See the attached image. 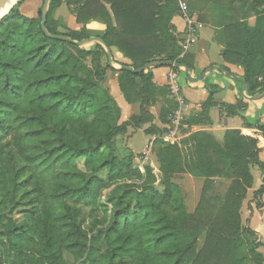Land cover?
<instances>
[{"label": "trees", "instance_id": "1", "mask_svg": "<svg viewBox=\"0 0 264 264\" xmlns=\"http://www.w3.org/2000/svg\"><path fill=\"white\" fill-rule=\"evenodd\" d=\"M24 2L0 21V264H65L66 255L80 264H264L258 250L264 245L252 239L240 214L253 185L251 167L263 175L253 192L255 207H263L258 143L264 124L248 125L257 130L251 132L227 130L221 140L194 132L183 139L186 161L180 143L156 140L157 186L152 169L135 166L131 153L117 159L114 140L146 125L147 135H162L166 128L153 124L150 109L161 99L158 118L169 124L176 105L167 88L155 86L149 68L107 66L98 43L90 49L74 43L100 39L134 70L163 62L192 70L172 23L178 0H49L45 31L42 6L26 17L19 10ZM62 5L73 9L79 30L55 18ZM189 8L199 23L215 28L223 61L242 67L247 96L263 92L264 0H197ZM90 22L104 29L90 30ZM108 70L117 73L124 101L138 105L125 122L103 85ZM208 89L189 124L210 121L215 88ZM182 174L203 179L192 213L175 183ZM221 180L228 182L222 191ZM84 208L102 213L91 234L83 229Z\"/></svg>", "mask_w": 264, "mask_h": 264}, {"label": "crops", "instance_id": "2", "mask_svg": "<svg viewBox=\"0 0 264 264\" xmlns=\"http://www.w3.org/2000/svg\"><path fill=\"white\" fill-rule=\"evenodd\" d=\"M36 1V0H35ZM36 6V5H35ZM180 6V4H179ZM22 7V6H21ZM191 11V10H189ZM37 8L35 7L33 16L36 15ZM22 13V8H21ZM198 19V14L191 11ZM198 13V12H197ZM62 18V17H55ZM64 21V19L62 18ZM66 24V21H64ZM173 25L176 28V34L179 38V44L181 40L185 37V21L178 14L172 20ZM248 23L250 25L254 24V18H250ZM67 25V24H66ZM69 29L79 30L80 25H74ZM88 29L94 31H102L104 28L97 22H90L87 26ZM215 28L202 25L201 28L197 29L195 38L185 52V54L190 55L191 62L193 64V69L189 70L192 78H196L202 75V78L196 82L191 83L184 75L181 69L176 71L168 67H150L149 69L153 75V83L156 87L167 88L168 99L171 100L175 105L169 89L167 87V76L170 72H174L177 75V82L179 85V95L183 97L186 101L188 108L184 112V121L182 123L180 131V141L187 138L190 134L198 131H204L211 134L217 139H221L224 132L227 130H240L243 132L257 131L255 128H248V125H254L256 122L264 124V91L258 93L254 98L255 100L247 101L245 97L247 96L246 91H244V84L242 83L243 69L241 66H235L227 64L223 61L221 56L222 47L214 40ZM93 44V43H87ZM87 49V48H85ZM113 69L118 70V67L122 66L123 63H127L122 55L115 49L110 50ZM208 69H213L208 72ZM111 78H114L113 80ZM103 85L108 89L109 93L114 99L120 109V122H125L134 116V106L128 105L121 95L118 85H117V73H112L111 71L106 72ZM209 86L214 87V106L209 110V122L206 124H189L190 117L197 115L201 109V105L207 100L209 96ZM113 87V90L110 89ZM249 97V96H247ZM247 105V106H244ZM138 106V105H137ZM162 106V100L159 99L154 107L150 109V113L154 117L153 124L157 128L166 127L159 121V113ZM229 107H234L233 110L229 111ZM153 111H157L155 114ZM233 113V115H231ZM148 126H143L140 129L143 131ZM253 127V126H252ZM132 130L134 132L138 129L128 128L127 132ZM125 133V135L127 134ZM154 135H149L150 139ZM259 158L260 161L264 163V138L259 137ZM129 152L135 154H143L145 152L135 153L132 150ZM151 154H148L144 158V162L152 164L150 160ZM149 162V163H148ZM253 176V185L251 189L247 191V196H250L254 191H256L262 185L263 175L262 172L257 167H252L250 169ZM259 177V180H255L253 173ZM264 208V195L261 200Z\"/></svg>", "mask_w": 264, "mask_h": 264}, {"label": "rangeland", "instance_id": "3", "mask_svg": "<svg viewBox=\"0 0 264 264\" xmlns=\"http://www.w3.org/2000/svg\"><path fill=\"white\" fill-rule=\"evenodd\" d=\"M197 0H178V3L180 5L185 6L187 9L190 10L189 4L196 2ZM43 1L42 0H25V2L20 6L19 10L21 11L22 8V14L26 17H29L30 15L33 16L32 14L34 13L35 7L38 9L40 6H42ZM16 5V4H15ZM14 5V6H15ZM36 5V6H35ZM193 12V11H192ZM198 14L197 12H194ZM179 15H181V11L179 12ZM55 17H62L64 21H66V24L70 27H73L74 25H77L75 23L74 19V11L73 9H70L64 5H62L60 8L56 10L54 13ZM89 24V23H88ZM87 24V25H88ZM86 25V26H87ZM94 45L93 44H84V48L90 49ZM105 64L108 63L105 60ZM112 80L114 78H111ZM111 90H113V87H110ZM114 99L117 98L115 95ZM134 114H138V106L135 104L134 106ZM155 114L157 111H153ZM171 117L169 115L168 119ZM180 131L183 132V130L180 128ZM222 139V138H221ZM219 139V140H221ZM115 147H116V156L118 160H121L124 157H127L130 155L132 150L135 153H140V152H145L147 153L146 155L144 154H133V164L135 166H138L141 170H143L144 167H150L152 169V173L154 174L155 177V185L158 186L159 180H160V172H159V164L158 160L156 157L157 151L159 147L161 146V143H154L151 149H149L148 144L150 141L149 135H147L143 129H138L132 132V130H129L127 134L121 135L115 138ZM185 140L180 141V147L182 150L183 154V159L184 161L189 159L190 155V148L189 146L184 142ZM164 142V141H162ZM151 154L150 160L152 161V164L145 163L144 158L148 155ZM252 169V167H251ZM252 172V171H251ZM255 180H259L256 176V173L254 171L253 173ZM102 177V175L100 176ZM223 185L219 187L218 190L222 191L224 190V187L227 186L228 182L227 181H220ZM176 186L179 191V197L182 203L185 206V209L187 212L192 213L196 207V204L198 202L201 190H202V185H203V179L200 178H194L191 177L188 174H182L180 175L176 180H175ZM116 185H111L109 189L105 190L103 192V198L101 199V202L104 201V196L107 195L112 189H114ZM159 188V187H158ZM262 200V199H261ZM259 203V199H253V193L250 194V196H246V200L244 201L242 208H241V218L244 226L248 228L249 230L252 231V239L255 240L256 242H259L264 245V208L263 209H258L255 207V205ZM263 205V204H262ZM102 216L101 212H90L89 208H84L82 209V218H83V229L87 231L89 234H91V231L93 230V218L97 217L100 219ZM184 243H187V241H184ZM202 244V239L199 240V245ZM263 255H264V246L260 247L258 249ZM65 264H80L81 261L75 260L74 257L70 255L65 256Z\"/></svg>", "mask_w": 264, "mask_h": 264}, {"label": "built area", "instance_id": "4", "mask_svg": "<svg viewBox=\"0 0 264 264\" xmlns=\"http://www.w3.org/2000/svg\"><path fill=\"white\" fill-rule=\"evenodd\" d=\"M181 11V17L185 21V37L180 42V48L182 54L188 50L192 44L197 29L201 28L202 24L198 22L195 15L189 11L185 6H179ZM167 87L169 92L176 103V108L172 112L171 117L169 118V124L166 125V131L162 135L153 136L148 144L149 149L153 146L156 140H162L169 144H179L180 143V128L184 121V112L188 108L186 101L181 95H179L180 88L177 82V75L174 72H170L167 76ZM146 155L147 153H143Z\"/></svg>", "mask_w": 264, "mask_h": 264}, {"label": "water", "instance_id": "5", "mask_svg": "<svg viewBox=\"0 0 264 264\" xmlns=\"http://www.w3.org/2000/svg\"><path fill=\"white\" fill-rule=\"evenodd\" d=\"M19 0H0V21L1 19L9 12V10L18 2ZM48 2L49 0H44L43 1V4H42V19H41V28L43 31H45V28H44V22H45V17H46V12H47V6H48ZM13 3V5L10 7V4ZM64 40H69L68 38H65V37H62ZM77 46L79 47H83L84 44H87V43H98L100 44L103 48H104V51H105V54H106V59H107V63H108V66L109 67H113V63H112V57H111V52L110 50L103 44V42L100 40V39H97V38H89L87 40H83L81 42H74ZM156 64L153 63V64H150V65H146L144 67H141L137 70H134L132 69L131 67H128V66H120L118 67V70H126V71H132L134 73H139V72H142L143 70L145 69H148L150 67H155ZM158 67H174V68H178V69H181L183 72H184V75L185 77L191 82V83H196L198 82L201 78H202V75L199 76V77H196V78H192L191 75H190V72H189V69L184 67V66H180L178 64H175V63H172V62H163V63H160ZM211 70L213 69H208V72H210ZM242 83H243V80H242ZM247 87L246 85H244V91H246ZM245 99L247 101H252V100H255L256 98L254 97H245ZM244 106H247V105H244Z\"/></svg>", "mask_w": 264, "mask_h": 264}, {"label": "bare ground", "instance_id": "6", "mask_svg": "<svg viewBox=\"0 0 264 264\" xmlns=\"http://www.w3.org/2000/svg\"><path fill=\"white\" fill-rule=\"evenodd\" d=\"M13 5V3L10 4V7Z\"/></svg>", "mask_w": 264, "mask_h": 264}]
</instances>
